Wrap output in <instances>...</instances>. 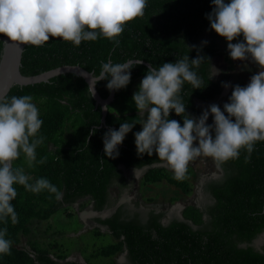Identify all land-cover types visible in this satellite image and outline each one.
<instances>
[{"label": "trees", "instance_id": "16d2710c", "mask_svg": "<svg viewBox=\"0 0 264 264\" xmlns=\"http://www.w3.org/2000/svg\"><path fill=\"white\" fill-rule=\"evenodd\" d=\"M213 6V0H147L144 15L125 25L117 38L118 45L99 37L96 41H82L76 47L62 38L50 37L41 47L25 46L21 74L35 76L64 65H78L98 76L102 63L109 60L113 64L143 60L158 68L164 63H175L185 55L189 60L203 56L212 65L213 59L228 44L210 27L207 16ZM205 31L211 38L203 36ZM237 42H243L242 34L232 41ZM1 49L0 41V53ZM209 63L205 61L196 69L204 81L201 89L185 83L180 93L186 114L194 118L203 113L196 102L205 104L206 109L216 104L223 111L233 88L248 85L228 73L209 79ZM148 69L144 64L134 65L130 83L126 88L114 90V100L108 106L106 126L109 129L118 131L124 122L137 123L118 146L119 155L115 159L104 154L103 138L108 130L99 127L101 110L95 107L86 83L62 78L51 81L48 87L14 88L4 98L32 96L43 121L37 136H42L44 142L36 149L34 166L28 167L21 154L13 167H23L25 174L32 177L31 183L46 178L59 189L61 198L57 200L47 190L34 194L14 185L17 197L11 203L18 223L12 224L10 218L6 224L0 221V230L7 228L5 239L11 241L10 253L0 255V264H81L67 261L68 252L56 242L50 243L49 249L30 243V252L14 245L19 234L29 233L32 220H47L65 205L88 198L95 212L111 208L110 189L127 185L121 167L142 169L164 163L158 160L155 151L151 156L138 155L135 146V133L142 130V125L138 123L132 90ZM107 83V80L96 83L102 98L109 95ZM226 83H230V92L221 102L222 85ZM169 119L183 126V117L174 111L170 112ZM213 121L209 114L206 123L212 125ZM42 159L44 163L39 162ZM141 184H165L176 187L184 196L190 193L187 181H176L163 166L148 168ZM202 189L211 204L202 210L187 206L182 218H172L166 225L161 223L164 212L129 211L123 205L111 217L97 218L95 222L107 228L116 241H107L95 248L83 257L85 264L90 259L108 260L107 264H264V249L260 251L253 245L264 233V141H257L251 154L242 149L239 158L226 162L218 178L205 181ZM122 252H125L124 261L115 262L113 256Z\"/></svg>", "mask_w": 264, "mask_h": 264}, {"label": "clouds", "instance_id": "9594fccd", "mask_svg": "<svg viewBox=\"0 0 264 264\" xmlns=\"http://www.w3.org/2000/svg\"><path fill=\"white\" fill-rule=\"evenodd\" d=\"M146 5L147 0H0V35L17 45L36 47L49 42L50 37L62 38L76 47L82 41H96L99 37L118 45L117 38L125 25L142 17ZM213 5L207 19L211 29L228 41L230 58L233 61L251 58L260 68L249 84L233 88L223 111L213 104L199 118H194L186 114L180 93L185 83L201 89L204 81L196 69L209 61L200 55L189 60L185 55L175 63L149 67L132 97L139 114L138 123L142 125V130L135 133L138 155L151 156L155 151L158 160L173 172V178L181 182L188 179L189 165L197 158H211L216 168L222 170L226 162L239 158L242 149L251 154L255 143L264 141V0L229 3L213 0ZM241 34L243 42L233 44ZM141 63L143 60L104 62L95 83L107 80L110 91L126 88L131 68ZM209 65L211 79L219 75V70ZM91 92L95 94L93 87ZM171 111L183 117V126L169 119ZM209 114L214 118L212 125L206 123ZM42 123L32 96L0 101V221L5 224L8 218L12 224L18 223L11 203L17 197L14 185L34 194L47 190L57 200L61 198L59 189L46 178L31 183L32 177L25 174L23 167H13L21 154L28 167L34 166L36 149L44 142L42 136H37ZM136 124L124 122L118 131L109 129L103 138L105 156L118 157V146ZM6 234L7 228L0 230V255L10 253L11 241L5 239Z\"/></svg>", "mask_w": 264, "mask_h": 264}, {"label": "rangeland", "instance_id": "374dc122", "mask_svg": "<svg viewBox=\"0 0 264 264\" xmlns=\"http://www.w3.org/2000/svg\"><path fill=\"white\" fill-rule=\"evenodd\" d=\"M203 36L211 38L207 31L203 33ZM218 44L221 45L220 41H218ZM212 66L219 70V75L221 73L236 75L248 84L251 77L260 71L259 66L253 63L251 58L247 61H233L230 58L228 48L213 59ZM141 81L138 80L134 84L132 94L139 90ZM226 84L229 87H223L219 97L221 102L225 101L230 92V83ZM196 104L203 111L207 110L205 104L201 102H196ZM194 146H198V142H194ZM163 167L170 171L165 163ZM188 171V179L185 181L190 187V193L184 196L174 186L165 184L142 185L143 172H135L134 170L132 171V178L134 179H131L132 185L130 189L120 195H117L114 190L111 191L112 207L109 209L110 211L106 210L104 213H112L116 206L122 204L129 211L144 212L146 210H154L156 212H164L165 215L162 218V222L167 224L172 218L180 219L184 205H194L202 210L207 205H210L211 201L207 195L203 194V189L200 185L211 178H218L221 170L216 168L211 158L201 157L190 163ZM170 172L173 174L172 171ZM99 216V213L93 211L92 204L88 198L79 200L73 205L63 206L47 220H32L28 225L29 233L19 234L18 241L14 246L30 252V243L35 242L41 248L49 249L50 243L56 242L62 244L63 249L68 252L66 260L85 264L84 258H86V255L91 254L95 248L106 244L107 241H116L107 230L103 228L96 230L98 227L93 221ZM253 245L260 251L264 249V233L258 236ZM112 259L115 262H122L124 253L116 254ZM107 261L104 259H92L91 261L90 259L89 264H107Z\"/></svg>", "mask_w": 264, "mask_h": 264}, {"label": "water", "instance_id": "95a60500", "mask_svg": "<svg viewBox=\"0 0 264 264\" xmlns=\"http://www.w3.org/2000/svg\"><path fill=\"white\" fill-rule=\"evenodd\" d=\"M7 40L8 38L6 36H0V41L2 42L0 53V101L4 100L14 88L30 89L35 86L48 87L51 81L62 78H75L87 84L88 91L94 101L95 107H99L101 110L99 127H105L109 131V128L106 126V116L108 113V106L113 102L115 97L114 90L109 92L107 98H102L96 89V76L78 65H64L35 76H24L21 74L20 69L24 48L27 45H17ZM135 61L136 60H132V62ZM141 64H144L148 68L151 67L145 62ZM91 87L94 88V95H92ZM163 164L153 165L152 168L163 166ZM180 218H182V216H180Z\"/></svg>", "mask_w": 264, "mask_h": 264}, {"label": "flooded vegetation", "instance_id": "af4514ba", "mask_svg": "<svg viewBox=\"0 0 264 264\" xmlns=\"http://www.w3.org/2000/svg\"><path fill=\"white\" fill-rule=\"evenodd\" d=\"M153 166V165H152ZM152 166L151 167H144V168H142V169H131V170H127V169H124L123 167H121V169H123L122 171H124V175H125V177H126V179H127V185L125 186V187H120V189H119V187H113V188H111L110 189V191H109V193L111 192V191H113L114 190V192L117 194V195H120L121 193H126L129 189H130V186L132 185V183H131V179L133 180L134 178H132V171H134V170H136V171H140V172H143V174L147 171V169L148 168H152ZM143 174H142V176H143ZM203 184V183H202ZM202 184L200 185L201 187H202ZM110 195H111V193H110ZM118 197V196H117ZM89 200V199H88ZM90 201V200H89ZM110 201L112 202V200H111V196H110ZM91 202V204H92V201H90ZM122 206V204H119L118 206H116V208L112 211V213H109L108 214V212H106V213H104L106 210L107 211H110L109 209L110 208H107V209H105L104 211H102V212H95L94 210V212L95 213H99L100 214V216L99 217H96L95 219H94V223H95V225L98 227V228H103V229H105V230H107V228H105V227H101V226H99L96 222H95V220L97 219V218H100V219H107V218H109V217H111V215L115 212V210L116 209H118L119 207H121ZM188 206H190V205H188ZM187 206L186 205H184V207L182 208V210H181V216H182V211L186 208ZM92 209H93V205H92ZM180 210V209H179ZM161 223L162 224H164L163 222H162V220H161ZM166 225V224H165ZM96 227V228H97ZM108 232H109V234L111 235V237H113L112 236V234H111V232L109 231V230H107ZM122 253H124V256H125V252H122ZM123 261H124V259H123ZM122 261V262H123ZM122 262H119V263H122Z\"/></svg>", "mask_w": 264, "mask_h": 264}]
</instances>
